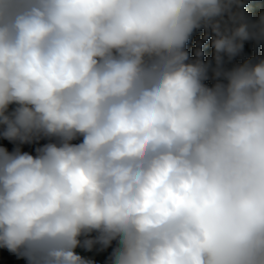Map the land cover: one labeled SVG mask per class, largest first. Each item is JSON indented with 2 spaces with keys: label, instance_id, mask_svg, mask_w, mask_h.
<instances>
[{
  "label": "clouds",
  "instance_id": "obj_1",
  "mask_svg": "<svg viewBox=\"0 0 264 264\" xmlns=\"http://www.w3.org/2000/svg\"><path fill=\"white\" fill-rule=\"evenodd\" d=\"M247 2L0 0V139L17 145L0 144V248L264 264V58L224 67L264 43ZM200 29L212 60L187 50Z\"/></svg>",
  "mask_w": 264,
  "mask_h": 264
},
{
  "label": "trees",
  "instance_id": "obj_2",
  "mask_svg": "<svg viewBox=\"0 0 264 264\" xmlns=\"http://www.w3.org/2000/svg\"><path fill=\"white\" fill-rule=\"evenodd\" d=\"M245 10L251 15L253 19H255L261 12H264V0H248ZM204 35V30L200 29L195 31L190 38L187 45V50L192 59H195V52L199 48L204 54L203 59L205 61L212 60L214 50L211 47V37L205 40ZM256 58H264V43L257 45L253 41H247L245 42L243 51L236 57H234L231 61H229L227 57H225L224 67L227 69H231L234 65L241 64L245 60H254ZM209 75L211 76V72L209 73ZM205 83L211 86L214 81L212 79H209L208 81H205ZM47 142L49 141L41 140L38 144H22L18 146L22 151L35 154V148ZM74 142H79V140ZM0 144L7 147L9 151L13 150L17 146L16 144H13L4 139H0ZM113 247H115V242H113V245L107 249H102L99 245H97L91 251L85 250L84 248H78L77 251L79 254L85 256L86 258L92 259L94 261V264H109L108 257L110 256ZM0 264H27V262L25 259L20 258L13 253H10L7 249L0 248Z\"/></svg>",
  "mask_w": 264,
  "mask_h": 264
}]
</instances>
